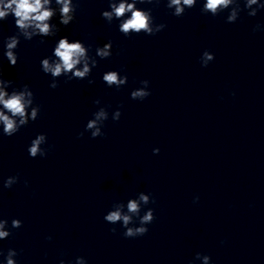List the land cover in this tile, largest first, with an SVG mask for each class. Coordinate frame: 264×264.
Instances as JSON below:
<instances>
[{"label":"clouds","instance_id":"obj_1","mask_svg":"<svg viewBox=\"0 0 264 264\" xmlns=\"http://www.w3.org/2000/svg\"><path fill=\"white\" fill-rule=\"evenodd\" d=\"M165 2V6L170 10L171 15L182 17L187 9L196 7L198 0H107L108 8L101 12V18L111 26L118 22V31L125 37H131L133 34L139 35L144 33L146 36H155L162 32L167 25L157 23L153 16L152 8H140L137 5H155L159 6ZM201 3L200 11L202 14H210L215 17L228 12L225 22L235 23L241 12H246L249 17L257 16L261 9H264V3L261 0H199ZM55 4V7H53ZM80 0H0V22L6 21L9 16L14 20V26L17 29L15 34L3 37L2 44L4 48L3 55L9 62L10 66H16L19 60L17 49L21 39L32 41L36 37L41 39L38 43L43 44L45 37H55L60 31V25L69 26L76 19V12ZM243 4V7H241ZM59 16V22L53 23V19ZM253 33L264 31V24H255L252 28ZM91 45H85L81 40L70 42L67 36L61 37L52 54L44 57L40 61L41 71L51 76L49 87L56 89L59 87V78L65 77V83L76 79H88L94 68L98 67L99 57L101 60L109 59L112 56L113 42L109 40L102 47L95 48V55H90ZM215 59L214 53L205 50L201 57L202 67ZM102 81L109 87L119 91L128 83L127 74L121 75L120 71L109 70L102 75ZM89 84L94 83L92 79L88 80ZM140 87L130 92L132 100L143 101L151 95L150 81L141 80ZM12 80L3 78V70L0 68V135L11 137L20 131L22 127L27 126L30 122L36 121L41 112V107L36 103L35 94L28 84L20 87H13ZM12 89L9 91V89ZM235 95V93H233ZM94 105H100L101 100L95 99ZM111 105L100 106L92 113L83 131L78 133V138H82L85 132L90 133V137L95 139L105 135L103 128L105 122L109 119L108 109ZM123 108L121 104L111 113L113 121H119ZM47 145V146H46ZM48 145L47 135L39 133L31 140L28 146V153L31 158H45L51 150ZM159 148H154L153 153L158 154ZM20 181V175L9 176L3 180L4 188H12L13 185ZM25 186L28 181H24ZM199 201L196 196L193 203ZM149 203H155L150 194L140 192L136 198L128 199L127 203L114 202L111 209L104 216V220L112 225L117 223L125 229L123 236L125 238H135L144 236L149 231L147 225L151 224L154 219V209L147 208L141 215L142 210ZM138 218V226L137 225ZM22 227L20 219L13 218L9 226V221L0 218V240H6L12 236V229ZM113 233L116 228H112ZM51 240L52 237H46ZM223 243V242H222ZM19 255L14 248H8L5 252L0 248V257H3L5 264H18L16 257ZM201 264H211V257L206 254L197 252L194 260ZM60 264H65L64 260ZM74 264H87L83 256H78Z\"/></svg>","mask_w":264,"mask_h":264}]
</instances>
